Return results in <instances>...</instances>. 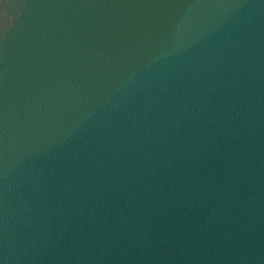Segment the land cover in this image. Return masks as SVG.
Wrapping results in <instances>:
<instances>
[{"label":"water","instance_id":"water-1","mask_svg":"<svg viewBox=\"0 0 264 264\" xmlns=\"http://www.w3.org/2000/svg\"><path fill=\"white\" fill-rule=\"evenodd\" d=\"M0 264H264V0H0Z\"/></svg>","mask_w":264,"mask_h":264}]
</instances>
